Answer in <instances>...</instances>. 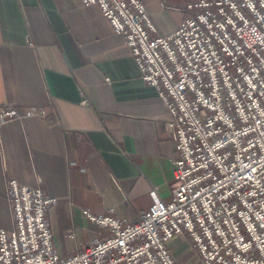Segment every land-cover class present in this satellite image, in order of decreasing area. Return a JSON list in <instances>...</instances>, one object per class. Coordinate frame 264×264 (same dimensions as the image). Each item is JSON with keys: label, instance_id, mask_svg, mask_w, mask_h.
<instances>
[{"label": "built area", "instance_id": "2783aa9c", "mask_svg": "<svg viewBox=\"0 0 264 264\" xmlns=\"http://www.w3.org/2000/svg\"><path fill=\"white\" fill-rule=\"evenodd\" d=\"M80 1L100 6L170 112L179 154L171 200L134 223L85 210L103 231L63 256L49 217L55 198L9 180L14 227L0 228V264H180L177 238L192 242L200 264H264V0L189 2L167 35L145 0ZM45 113L9 106L0 124Z\"/></svg>", "mask_w": 264, "mask_h": 264}, {"label": "crops", "instance_id": "0c3cea01", "mask_svg": "<svg viewBox=\"0 0 264 264\" xmlns=\"http://www.w3.org/2000/svg\"><path fill=\"white\" fill-rule=\"evenodd\" d=\"M196 1L145 0L162 35ZM9 106L46 113L0 124V228L14 227L9 180L55 198L49 217L63 256L103 231L85 210L134 223L171 200L179 154L170 112L98 4L0 0V111Z\"/></svg>", "mask_w": 264, "mask_h": 264}, {"label": "rangeland", "instance_id": "374dc122", "mask_svg": "<svg viewBox=\"0 0 264 264\" xmlns=\"http://www.w3.org/2000/svg\"><path fill=\"white\" fill-rule=\"evenodd\" d=\"M192 242L177 238L172 243L175 257L178 258L180 264H200L199 258H197L196 252L191 249Z\"/></svg>", "mask_w": 264, "mask_h": 264}]
</instances>
